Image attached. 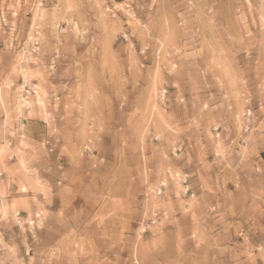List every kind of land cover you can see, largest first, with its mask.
I'll return each mask as SVG.
<instances>
[{
	"label": "rangeland",
	"instance_id": "obj_1",
	"mask_svg": "<svg viewBox=\"0 0 264 264\" xmlns=\"http://www.w3.org/2000/svg\"><path fill=\"white\" fill-rule=\"evenodd\" d=\"M0 264H264V0H0Z\"/></svg>",
	"mask_w": 264,
	"mask_h": 264
},
{
	"label": "crops",
	"instance_id": "obj_2",
	"mask_svg": "<svg viewBox=\"0 0 264 264\" xmlns=\"http://www.w3.org/2000/svg\"><path fill=\"white\" fill-rule=\"evenodd\" d=\"M9 194H10V193H9ZM11 195H13V193H12Z\"/></svg>",
	"mask_w": 264,
	"mask_h": 264
}]
</instances>
